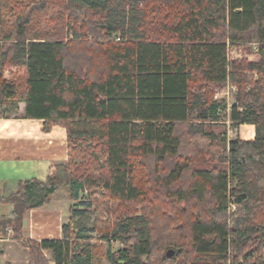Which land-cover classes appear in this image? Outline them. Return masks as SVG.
<instances>
[{"label":"trees","instance_id":"1","mask_svg":"<svg viewBox=\"0 0 264 264\" xmlns=\"http://www.w3.org/2000/svg\"><path fill=\"white\" fill-rule=\"evenodd\" d=\"M227 41L259 59L232 62ZM19 102L67 134L66 163L2 197L0 237L28 264H94L99 241L124 245L110 264H264V0H0V119ZM63 187V238L24 236Z\"/></svg>","mask_w":264,"mask_h":264},{"label":"crops","instance_id":"2","mask_svg":"<svg viewBox=\"0 0 264 264\" xmlns=\"http://www.w3.org/2000/svg\"><path fill=\"white\" fill-rule=\"evenodd\" d=\"M25 104L22 106V113ZM55 129V130H54ZM65 129V128H64ZM66 130L54 127L43 131V120L19 115L0 119V217L11 216L13 205L2 200L17 191L28 179L47 180L55 164L67 162ZM47 204L29 210L23 219V232L35 240L63 238V207ZM57 210H54L56 209ZM70 208V207H69ZM29 250L13 239L9 229L0 237V264H28Z\"/></svg>","mask_w":264,"mask_h":264},{"label":"rangeland","instance_id":"3","mask_svg":"<svg viewBox=\"0 0 264 264\" xmlns=\"http://www.w3.org/2000/svg\"><path fill=\"white\" fill-rule=\"evenodd\" d=\"M68 34H69V36H71L70 33H68ZM71 34L73 36V33H71ZM88 39H91V35L88 36ZM244 59L251 60V61H256V60L259 59V56H258L257 52H255V51L253 52L252 48L249 45H247L246 49L242 50V57L234 58L231 61L232 62H241ZM15 72H17L19 77H24L25 76V73H24L23 70H19L18 68L14 67V68H10V69L5 71V77L6 78H10L11 77V73H15ZM238 93H239V90H238ZM238 93L234 94L231 97L230 100H226V102H227V117L223 118L218 124H215L214 128L212 127V129L214 131H216V133L219 134V135L222 134L225 131L226 132V136H227V142L230 139L236 137V135H235L236 132L233 131V129L231 128V125H233V124H231L232 122H229V123H226V122H227V120H229L230 110H231L230 108L232 107L233 103H235V99H237ZM214 99L216 100L215 96H214ZM218 99H225V98H218ZM23 105H24V102H19L18 103V110L15 113L11 114V116L21 115L22 114V111H21L22 109L21 108H22ZM55 128L57 129V131H59L60 129L65 130L64 127H62L60 125H56ZM229 130H231L232 132L231 131L229 132ZM226 148L228 149V145H227ZM52 200H53L52 205L49 206V207L50 208H54L53 207L54 205L55 206H59V207H63L64 215H65L64 216V223H66L68 221V218H69V207L72 204V201L70 199L69 189L67 187L61 188L59 193L52 197ZM237 208H238V206L234 205L233 203L229 204L227 212H228V215L230 217V221H232L235 218V216H233V214L235 212H237ZM54 210H57V208L54 209ZM138 210H140V207H138ZM123 247H124V245L121 242L99 241L98 244H97L95 255H94L95 256L94 257V259H95L94 264H110V262L108 260V252H109V250H111V252H115V251H117V250H119V249H121ZM46 256L50 260V264H55L52 261V256H51L50 252L47 251L46 252Z\"/></svg>","mask_w":264,"mask_h":264},{"label":"built area","instance_id":"4","mask_svg":"<svg viewBox=\"0 0 264 264\" xmlns=\"http://www.w3.org/2000/svg\"><path fill=\"white\" fill-rule=\"evenodd\" d=\"M229 46L228 56L229 60H233L234 58L242 57V49L238 47H232L231 41L226 42ZM249 46L255 51L258 52L260 43L259 42H250ZM238 87L230 82H228L223 88H220L216 91L215 98H225L226 100H230L234 94L238 93ZM223 96V97H222ZM234 104V103H233ZM231 109V108H230ZM231 122L230 118L226 123ZM231 129V128H230ZM231 130H229L230 132ZM234 131V130H233ZM228 132V133H229ZM232 132V131H231ZM235 207V206H234Z\"/></svg>","mask_w":264,"mask_h":264},{"label":"water","instance_id":"5","mask_svg":"<svg viewBox=\"0 0 264 264\" xmlns=\"http://www.w3.org/2000/svg\"><path fill=\"white\" fill-rule=\"evenodd\" d=\"M174 254H175V250H173V249H169V250L167 251V256H168V257H172Z\"/></svg>","mask_w":264,"mask_h":264}]
</instances>
